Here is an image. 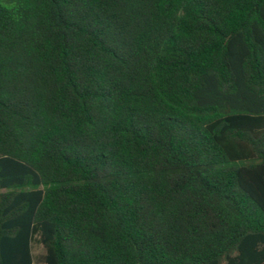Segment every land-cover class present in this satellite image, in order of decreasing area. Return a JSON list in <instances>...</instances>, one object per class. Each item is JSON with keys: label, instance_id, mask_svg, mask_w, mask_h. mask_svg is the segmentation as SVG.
<instances>
[{"label": "trees", "instance_id": "16d2710c", "mask_svg": "<svg viewBox=\"0 0 264 264\" xmlns=\"http://www.w3.org/2000/svg\"><path fill=\"white\" fill-rule=\"evenodd\" d=\"M264 264V0H0V264Z\"/></svg>", "mask_w": 264, "mask_h": 264}, {"label": "rangeland", "instance_id": "374dc122", "mask_svg": "<svg viewBox=\"0 0 264 264\" xmlns=\"http://www.w3.org/2000/svg\"><path fill=\"white\" fill-rule=\"evenodd\" d=\"M32 249L35 264H44V256L46 254V250L42 245L38 243L37 235L34 236Z\"/></svg>", "mask_w": 264, "mask_h": 264}]
</instances>
